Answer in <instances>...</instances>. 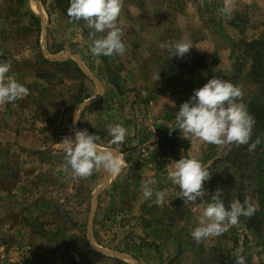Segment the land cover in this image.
Segmentation results:
<instances>
[{"label": "rangeland", "instance_id": "obj_1", "mask_svg": "<svg viewBox=\"0 0 264 264\" xmlns=\"http://www.w3.org/2000/svg\"><path fill=\"white\" fill-rule=\"evenodd\" d=\"M229 2L225 16V0H122L125 52L106 57L91 54V30L68 17L70 0H0V60L28 89L0 105V264H235L241 254L264 264V0ZM179 40L193 46L182 58L161 47ZM213 77L241 89L255 120L249 143L260 140L254 151L170 131L179 107ZM115 124L127 129L123 143H111ZM79 130L122 154L118 176L101 168L74 177L65 167L59 143ZM182 156L211 173L203 202L185 206L168 178ZM108 178L92 238L133 259L99 251L89 236L94 193ZM150 178L161 204L143 198ZM217 189L226 207L250 197L256 211L196 243L190 233Z\"/></svg>", "mask_w": 264, "mask_h": 264}, {"label": "clouds", "instance_id": "obj_2", "mask_svg": "<svg viewBox=\"0 0 264 264\" xmlns=\"http://www.w3.org/2000/svg\"><path fill=\"white\" fill-rule=\"evenodd\" d=\"M122 0H70L67 15L74 22H83L90 29V51L94 56L123 55L125 45L122 42V27L118 23ZM232 5L225 0L221 13L230 16ZM166 47L170 57L182 58L193 47L179 40L171 42ZM11 64L0 60V105L14 102L28 95V89L14 78L8 76ZM158 79V78H157ZM241 89L232 82L213 77L202 87L195 89L192 97L184 102L176 116L178 127H169L170 131L179 129L183 138L199 140L215 144L234 143L237 146L248 145L249 151H254L260 140L249 143L254 118L245 105L240 102ZM108 135L112 144L123 143L127 129L120 124L109 125ZM100 137L90 134L87 130L75 132L74 137H65L59 144L65 153V167L71 169L74 177H88L101 168L112 176H118L127 164L122 154L110 148L101 149ZM171 182L178 186L180 197L185 206L195 204L200 198L204 201L206 190L204 182L210 180L211 173L194 157L182 156L173 161L168 173ZM155 178L142 182L141 191L145 200L156 196V203L163 202V194L155 192ZM256 206L246 197L243 202L235 199L227 207L221 199V191L217 189L211 196L199 218V224L190 235L199 243L209 237H218L239 222L241 216L251 217ZM242 252V250H241ZM235 264H245L244 256L237 255Z\"/></svg>", "mask_w": 264, "mask_h": 264}, {"label": "water", "instance_id": "obj_3", "mask_svg": "<svg viewBox=\"0 0 264 264\" xmlns=\"http://www.w3.org/2000/svg\"><path fill=\"white\" fill-rule=\"evenodd\" d=\"M34 1H36V2L38 3V0H34ZM39 7H40V6H39ZM58 56H59V55H58ZM58 56H50V57H58ZM83 67H84V66H83ZM83 69H84L89 75H91V73H89V72L85 69V67H84ZM91 76H92V75H91ZM92 77H93V76H92ZM95 80H96V79H95ZM96 81H97V83L99 84V81H98V80H96ZM91 102H92V100H88V101H86V102L84 103L83 107L81 108V110H82L87 104H89V103H91ZM108 181H109V178L105 181V183H104L102 186L98 187V188L96 189L95 193H94V200H93V207H92V216H91V219H90V225H89V236H90V239H91L92 244H93L94 247H95L96 249H98L99 251H101V252H103V253H105V254L113 255V256H116V257L123 258V259H133V258H131V257H129V256L123 254V253L115 252V251H110V250H107V249H104V248L98 246V245L93 241V238H92V231H91V230H92V224H93V217H94V215H95L96 208H97V198H98V193H99V191H100L102 188H104L105 186H107Z\"/></svg>", "mask_w": 264, "mask_h": 264}, {"label": "trees", "instance_id": "obj_4", "mask_svg": "<svg viewBox=\"0 0 264 264\" xmlns=\"http://www.w3.org/2000/svg\"><path fill=\"white\" fill-rule=\"evenodd\" d=\"M55 1H56V3L61 4V3H60V0H55ZM246 222H247L248 226H250V224L248 223L249 221L246 220Z\"/></svg>", "mask_w": 264, "mask_h": 264}]
</instances>
